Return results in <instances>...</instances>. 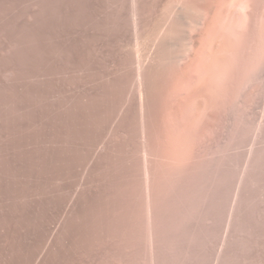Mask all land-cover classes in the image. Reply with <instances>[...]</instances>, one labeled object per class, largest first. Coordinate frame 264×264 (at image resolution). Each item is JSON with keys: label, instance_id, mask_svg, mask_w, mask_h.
Masks as SVG:
<instances>
[{"label": "rangeland", "instance_id": "374dc122", "mask_svg": "<svg viewBox=\"0 0 264 264\" xmlns=\"http://www.w3.org/2000/svg\"><path fill=\"white\" fill-rule=\"evenodd\" d=\"M263 4L0 0V264H264Z\"/></svg>", "mask_w": 264, "mask_h": 264}, {"label": "bare ground", "instance_id": "6f19581e", "mask_svg": "<svg viewBox=\"0 0 264 264\" xmlns=\"http://www.w3.org/2000/svg\"><path fill=\"white\" fill-rule=\"evenodd\" d=\"M263 5H264V4H263ZM214 6H215V4H214ZM215 8H216V7H215ZM215 8H214V9H215ZM263 8H264V7H263ZM219 9H220V8H219ZM208 10H209V9H208ZM215 10H216V9H215ZM216 11H218V10H216ZM262 11H263V10H262ZM210 12H211V11H210ZM210 12H209V13H210ZM213 12H214V11H213ZM258 13H259V12H258ZM263 13H264V11H263ZM210 15H211V14H210ZM259 15H260V14H259ZM262 15H263V14H262ZM231 16H233V15H231ZM231 16H230V17H231ZM261 17L264 18V16H261ZM261 17H260V18H261ZM234 18H237V17H234ZM258 18H259V16H258ZM211 19H212V18H211ZM226 19H227V18H226ZM231 19L233 20V18H231ZM231 19L229 18V20H231ZM236 20H238V19H236ZM257 20H258V19H257ZM262 20H263V21H262L261 23L263 24V25H262L263 28H262V26H261L260 31L257 30L258 33H259V32H260V33L258 34V35H259V36H258V39H257L256 41L254 40V41L256 42V44H255V48H256V49H255V52L259 53V55H261V54H260V51H261V50H259V49H262L261 46H262V43L264 42V19H262ZM211 21H212V20H211ZM223 21H224V20H223ZM215 22H216V21H215ZM221 22H222V21H221ZM225 22H226V20H225ZM248 22H249V21H248ZM229 23H230V22H229ZM232 23H233V25H231V26H234L235 23H234V22H232ZM232 23H231V24H232ZM259 23H260V21H259ZM211 24H212V23L209 22V23L207 24V27L204 26V27H205L204 29H205V30H208V29L211 27ZM219 24H220V23H219ZM222 24H223V23H222ZM256 24H258V22H257ZM216 25H218V24H216ZM226 25H227V23L225 24V26H226ZM228 25H229V24H228ZM236 25H237V24H236ZM214 26H215V24H214ZM214 26H213V27H214ZM256 26H257V25H256ZM258 26H259V25H258ZM217 27H218V26H217ZM217 27H216V31H217ZM241 27H242V26H241ZM250 27H251V26H250ZM253 27H254V26H253ZM206 28H207V29H206ZM219 28H220V27H219ZM219 28H218V29H219ZM226 28H227V27H226ZM230 28H231V27H230ZM234 28H235V27H234ZM258 28H259V27H258ZM204 29H203V30H204ZM211 29H213V28L211 27ZM214 29H215V28H214ZM236 29H237V28H236ZM224 30L226 31L225 28H224ZM227 30H229V26H228V29H227ZM230 30H231V29H230ZM230 30H229V33H227V34H229V36H230V34H231ZM232 30H233V29H232ZM232 30H231V31H232ZM234 30H235V29H234ZM234 30H233L232 32H234ZM245 30H247V29H245ZM249 30H250V28H249ZM255 30H256V29H255ZM255 30H254V32H257V31H255ZM208 31H209V30H208ZM208 31H206V33H207ZM211 31H212V30H211ZM218 31H219V30H218ZM218 31H217V32H218ZM225 31H224V32H225ZM204 32H205V31H204ZM224 32H223V33H224ZM245 32H246V31H245ZM247 32H248V31H247ZM249 32H250V31H249ZM249 32H248V33H249ZM252 32H253V31H252ZM208 33H209V32H208ZM214 33L216 34V32H214ZM240 33H241V32H240ZM202 34H203V33H202ZM204 34H205V33H204ZM232 34H233V33H232ZM232 34H231V35H232ZM253 34H254V33H253ZM256 34H257V33H256ZM207 35H208V34H207ZM212 35H213V34H212ZM217 35H218V34H217ZM219 35H220V34H219ZM225 35H226V33H225ZM208 36H211V35H208ZM232 36H233V35H232ZM239 36H240V34H239ZM241 36H242V35H241ZM244 36H245V34H244ZM244 36H242V37H244ZM204 37H205V36H204ZM211 37H212V36H211ZM211 37H210V38H211ZM220 37L222 38L223 36L221 35ZM230 37H231V36H230ZM242 37H241V38H242ZM202 38H203V36H202ZM239 38H240V37H239ZM256 38H257V37H256ZM256 38H255V39H256ZM216 39H217V38H216ZM228 39H229V38H227V37H223V39H222V41H220V43H219V42L217 43V40H216V42H215L213 45H214V47L218 50V52L215 53V54H212L211 51L209 50L210 53H209V52H205V53H203V57H204L203 60H202V58H201V55H202V54H200L199 52H198V53H199L200 55H199L197 52H196L195 54H193L192 57H191V60H190L189 63L187 64V69H186V70H188V72H187L188 74H187V75H184V76L181 75V77L179 76V77H180L179 83L184 84V86H185V85H188L187 83H190V82H189V81H190L189 79L191 78V76H195V77H197V78L199 77V78H198L199 80H200V78H201V79H204V80L207 81V83H205V84L202 83L203 85H202V84H201V85H198V84H199V83H198L197 86H196L195 84H192V81H191V84H192V85H195V88H194L193 90H194V91H197V92H202V93H204L205 95L207 94V95L209 96V98H212V97L214 98L215 94H214L213 92H214L216 89L213 91V89H214L213 87H214V86L212 87V85H215L216 82L218 83L219 80L223 81L222 79H223L224 76H226V77H225V78H226V79H225L226 81L224 80L225 82H229V81H230V80L227 79V77L230 76V75H229V74H228V75L226 74L227 72H229V71H228L229 67H228V65H227V67H228V68H226L227 70L224 68V67H225V66L223 65L224 61H225L226 64H228L226 61H228L229 64H230V63L233 64L232 61L235 59L236 55H238L237 53H236V55H235V52H234V55H235V56L233 55L234 59L230 60V61H231V62H230L229 60L226 59V57L224 58V55L221 54V53H222L221 51L225 49V48H224V47H225L224 42H225V40H228ZM242 39H243V38H242ZM244 39H245V38H244ZM203 40H204V39H203ZM203 40L201 41L202 43H203ZM245 40H246V39H245ZM250 40H252V39H250ZM250 40H249V42H250ZM195 42H196V41H195ZM212 42H214V40H213ZM212 42L209 43V44L212 45ZM233 42H234V41H233ZM240 42H241V41H240ZM245 42H246V41H245ZM242 43H243V42H242ZM247 43H248V41H247ZM200 44H201V43H200ZM203 44H204V43H203ZM209 44H208V45H209ZM263 44H264V43H263ZM234 45H235V44H234ZM234 45H230V46L233 47ZM237 45H238V44H237ZM245 45H246V44H245ZM248 45H249V44H248ZM206 46H207V45H206ZM199 47H200V46H199ZM202 47H203V46H202ZM214 47H213V48H214ZM238 47H239V46H238ZM246 47H248V46L246 45ZM253 47H254V46H253ZM195 48H196V47H195ZM204 48H205V47H204ZM239 48H240V47H239ZM198 49H199V48H198ZM198 49H197V50H198ZM227 49H228V48H226V50H227ZM236 49H237V48H236ZM251 49H252V48H251ZM197 50H196V51H197ZM203 50H204V49H203ZM239 50H240V49H239ZM246 50H247V49H246ZM249 50H250V49H249ZM230 51H231V50H230ZM233 51H234V50H233ZM233 51H231V53H232ZM235 51H236V50H235ZM219 52H220V53H219ZM236 52H237V51H236ZM242 52H243V51H242ZM251 52H252V51H251ZM226 53H227V51H226ZM245 53H246V52H245ZM257 53H255L254 55H257ZM261 53H262V52H261ZM254 55H253V56H254ZM222 56H223V57H222ZM246 56H247V55H246ZM246 56H245V57H246ZM253 56H252V57H253ZM230 57H231V56H230ZM240 57H242V55H241ZM245 57H244V58H245ZM254 57H255V56H254ZM254 57H253V58H254ZM231 58H232V57H231ZM244 58H241V59H244ZM256 58L259 59V56L256 57ZM260 58H261V56H260ZM204 59H205V60H204ZM228 59H229V58H228ZM241 59H240V60H241ZM244 60H245V59H244ZM255 60H257V59H255ZM255 60H254V61H255ZM203 61H205V62H203ZM235 61H236V60H235ZM249 61H250V60H249ZM251 61H252V60H251ZM241 62H242V61H241ZM245 62H246V61H245ZM255 62H256V61H255ZM255 62H254V63H255ZM257 62H258V61H257ZM239 63H240V62H239ZM243 63H244V61H243ZM247 63H248V62H247ZM236 64H238V63H236ZM248 64H249V63H248ZM251 64H252V67H253V63H252V62H251ZM257 64H258V63H257ZM240 65H241V64H240ZM240 65H239V66H240ZM254 65L256 66V64H254ZM223 66H224V67H223ZM233 66H234V65H233ZM239 66H238V67H239ZM241 66H242V65H241ZM241 66H240V67H241ZM244 66H245V65H244ZM248 66H250V65H248ZM230 67H231V66H230ZM245 67H246V66H245ZM245 67H244V68H245ZM252 67H251V68H252ZM247 68H248V67H247ZM249 68H250V67H249ZM234 69H235V68H234ZM237 69H238V68H237ZM231 70H232V69H231ZM235 70H236V69H235ZM243 71H244V70H243ZM247 71H248V70H247ZM247 71H246V73H247ZM237 72H238V71H237ZM237 72H235V73H237ZM185 73H186V71H185ZM185 73H184V74H185ZM235 73H234V74H235ZM240 73H241V72H240ZM230 74H231V73H230ZM244 74H245V72H244ZM247 75H248V74H247ZM241 76H242V75H241ZM237 77H238V76H237ZM137 78H138V77H137ZM197 78L195 79L196 81L198 80ZM231 78H232V77H231ZM240 78H241V77H240ZM243 78H244V76H243ZM243 78H241L240 81H237V80H236V81H237L238 83L240 82V84H242V79H243ZM248 78H249V76H248ZM229 79H230V77H229ZM235 79H236V78H235ZM238 79H239V78H238ZM244 80H245V78H244ZM193 81H194V80H193ZM206 81H205V82H206ZM221 81H220V82H221ZM224 81H223V82H224ZM203 82H204V81H203ZM211 82H213V83L211 84ZM220 82H219V83H220ZM223 82H221V84H220L219 86H221ZM246 82H249V81L247 80ZM193 83H194V82H193ZM208 83H210V84H208ZM238 83H234V84L236 85V84H238ZM224 84H225V83H224ZM246 84H247V83H245V85H246ZM177 85H179V84H177ZM192 85H190V87H193ZM225 85H230V82L227 83V84H225ZM171 86H172V85H171ZM173 86H175V85H173ZM179 86H180V85H179ZM179 86H178V87H179ZM223 86H224V85H223ZM242 86H243V85H242ZM178 87H177V88H178ZM180 87H181V86H180ZM186 87H187V86H186ZM186 87H182V88L188 89V88H186ZM228 87H230V86H228ZM243 87H244V86H243ZM170 88L172 89V87H170ZM173 88H174V87H173ZM175 88H176V87H175ZM177 88H176V89H177ZM212 88H213V89H212ZM217 88H218V87H217ZM224 88H225V86H224ZM231 88H232V87H231ZM233 88H234V86H233ZM236 88H237V87H236ZM238 88H239V86H238ZM238 88H237L238 91L241 90V89H240L241 87H240L239 89H238ZM180 89H181V88H180ZM180 89H179V90H180ZM185 89H183V90H185ZM189 89H190V88H189ZM189 89H188V91L192 90V89H190V90H189ZM234 89H235V88H234ZM242 89H243V88H242ZM248 89H249V88H248ZM173 90H174V89H173ZM183 90H182V91H183ZM227 90H228V89H227ZM229 90L232 91V89H229ZM170 91H171V90H170ZM182 91H181V92H182ZM185 91H186V90H185ZM185 91H183V92H185ZM188 91H187V92H188ZM217 91L219 92L218 89H217ZM231 91H230V92H231ZM232 92L235 94L236 89H235V92H234V91H232ZM176 93H177V91H176ZM185 93H186V92H185ZM185 93H184V94H185ZM191 93H192V92H191ZM215 93L217 94L216 91H215ZM179 94H180V93H179ZM188 94H189V93H188ZM192 94H193V93H192ZM200 94H201V93H200ZM218 94H219V93H218ZM218 94H217V95H218ZM223 94H224V93H222V95H223ZM230 94L232 95V93H230ZM181 95H182V94H181ZM196 95H197V94H196ZM207 95H206V96H207ZM213 95H214V96H213ZM217 95H216V96H217ZM236 95H237V92H236ZM186 96H187V95H186ZM190 96H192V95H190ZM200 96H201V95H200ZM203 96H204V95H203ZM223 96H224V95H223ZM223 96H222V97H223ZM225 96H226V94H225ZM178 97H179V96H178ZM187 97H188V96H187ZM194 97H195V96H194ZM196 97H197V96H196ZM196 97H195V99H196ZM219 97H220V96L218 95V98H219ZM198 98H199V97H198ZM215 98H216V97H215ZM215 98H214V99H215ZM230 98H232V96L229 97V99H230ZM181 99H182V98H181ZM183 99H184V98H183ZM188 99H189V98H188ZM202 99H203V98H202ZM216 99H217V98H216ZM233 99H234V98H233ZM196 100H197V99H196ZM203 100H205V99H203ZM179 101H182V100H179ZM188 101H189V100H188ZM198 101H199V100H198ZM206 101H207V100H205L204 102H206ZM222 101H223V100H222ZM230 101H231V100H230ZM230 101H229V102L227 101V102L230 103ZM173 102H174V101H173ZM186 102H187V101H186ZM186 102H185V103H186ZM194 102H196V101L194 100ZM194 102H193V103H194ZM202 102H203V101H202ZM204 102H203V103H204ZM214 102L216 103L217 100L214 101ZM198 103H199V102H198ZM223 103H224V102H223ZM177 104H178V103H177ZM180 104H182V102H179L178 105H180ZM186 104H187V103H186ZM188 104H189V103H188ZM225 104H227V103H225ZM178 105H177V106L174 105V108H173V109H169V113H170V110H172V111H173V112H172V115H174V114L176 115V114H177V110H178ZM182 105H183V104H182ZM189 105H190V104H189ZM204 105H205V104H204ZM204 105H203V106H204ZM175 106H176V107H175ZM185 106H186V105H185ZM205 106H206V105H205ZM214 106H215V105H214ZM216 106H217V105H216ZM168 107L170 108V104H169ZM191 107H193V106H191ZM194 107H195V106H194ZM199 107H200V106H199ZM199 107H197V109H198ZM224 107H226V106L224 105ZM171 108H172V107H171ZM176 108H177V109H176ZM180 108H182V107H180ZM167 109H168V108H167ZM213 109H214V108H213ZM219 109H220V108H219ZM182 110H183V109L178 110V111L182 112ZM186 110H187V107H186ZM209 110H210V109H209ZM209 110H208V111H209ZM184 111H185V110H184ZM203 111H204V110H203ZM205 111H206V110H205ZM167 112H168V111H167ZM185 112H186V111H185ZM189 112H190V111H189ZM206 112H207V111H206ZM165 113H166V112H165ZM169 113H168V114H169ZM199 113H200V112H199ZM161 114H162V113H161ZM182 114H184V113H182ZM193 114H194V113H193ZM202 114H205V113H202ZM169 115L172 116L171 113H170ZM184 115H185V114H184ZM188 115H189V114H188ZM200 115H201V114H200ZM206 115H207V114H206ZM160 116H162V115H160ZM176 116H177V115H176ZM176 116H175V117H176ZM192 116H193V115H192ZM196 116H197V115H196ZM203 116H204V115H203ZM203 116H202L201 118H203ZM165 117H166V116H165ZM167 117H168V116H167ZM172 117H174V116H172ZM175 117H174V118H175ZM186 117H187V116H186ZM161 118H163V117H161ZM170 118H171V117H170ZM182 118H183V117H182ZM190 118H191V117H190ZM194 118H195V117H194ZM207 118H208V117H207ZM207 118H206V119H207ZM171 119H173V118H171ZM178 119H179V118H178ZM197 119H199V116L197 117ZM158 120H159V119H158ZM161 120H162V119H161ZM184 120H185V119H184ZM190 120H191V119H190ZM194 120H195V119H194ZM194 120H193V121H194ZM199 120H200V119H199ZM201 120H203V119H201ZM204 120H205V118H204ZM204 120H203V121H204ZM208 120H209V118H208ZM167 121H169V120H167ZM171 121H172V120H171ZM171 121L166 122V120H165V122H166L168 128H169V123H170ZM196 121H197V120H196ZM205 121H206V120H205ZM212 121H213V120H212ZM174 122H175V121H174ZM178 122H179V121H178ZM178 122H177V123H178ZM188 122H189V120H188ZM201 122H202V121H201ZM208 122H209V121H208ZM162 123H164V120H163ZM175 123H176V122H175ZM175 123L172 122V125L175 124ZM182 123H183V126L186 124V123L184 124V122H182ZM189 123H190V122H189ZM192 123H193V122H192ZM192 123H191V124H192ZM202 123H203V122H202ZM166 124H165V125H166ZM179 124H180V123H179ZM199 124H200V122H199ZM161 125H162V124H161ZM192 125H193V124H192ZM188 126H189V125H188ZM197 126H198V125H197ZM181 127H182V126H181ZM181 127H180V129H181ZM202 127H203V126H202ZM163 128H164V127H163ZM173 128H174V127H173ZM175 128H176V127H175ZM175 128H174V129H175ZM194 128H196V127H194ZM199 128H200V127H199ZM143 129H144V127H143ZM180 129L178 130L179 132H177V134H175V133L172 132V131H171V132H172V134H175V136L177 137V139H178L179 141L182 140V141L186 142V136H187V135L185 134L186 132H184L183 130L181 131ZM185 129H186V127H185ZM191 129H192V128H191ZM175 130H176V129H175ZM194 130H195V129H194ZM197 130H198V128H197ZM176 131H177V130H176ZM202 131H203V130H202ZM208 131H210V130L208 129ZM147 132H148V131H147ZM193 132H194V131H193ZM198 132H199V131H198ZM148 133H149V132H148ZM150 133H151V131H150ZM188 133H189V132H188ZM190 134H191V133H190ZM145 135H146V134H145ZM170 135H171V134H170ZM194 135H195V134H194ZM204 136H205V135H204ZM208 136H209V135H208ZM208 136H207V137H208ZM146 137H147V136H146ZM149 137H150V136H149ZM149 137H148V139H149ZM161 137H162V136H161ZM162 138H163V137H162ZM145 139H146V138H145ZM164 139H165V138H164ZM175 140H176V139H175ZM192 140H193V139H192ZM164 141H165V140H164ZM150 142H151V141H150ZM166 142L169 143V141H165V143L163 142V143L160 144V145L164 146L163 144H166ZM177 142H178V141H177ZM188 142H189V141H188ZM144 143H145V142H144ZM168 143H167V144H168ZM190 143H191V142H190ZM179 144H180V143H179ZM187 144H188V143H187ZM191 144H192V143H191ZM146 145H147V144H146ZM146 145H145V146H146ZM150 145H151V144H150ZM173 145H176V144H173ZM173 145H172V146H173ZM155 146H156V145H155ZM165 146H166V145H165ZM167 146H168V145H167ZM146 147H147V146H146ZM151 147H152V146H151ZM169 147H170V146H169ZM178 147H179V146H178ZM178 147H177V148H178ZM143 148H144V147H143ZM152 148H153V147H152ZM152 148H151V149H152ZM158 148H159V147H158ZM158 148H157V149H158ZM160 148H161V147H160ZM167 148H168V147H167ZM172 148H173V147H172ZM188 148H189V147H188ZM163 149H164V148H163ZM169 149H170V148H169ZM178 149H179V148H178ZM178 149H177V150H178ZM183 149H184V148H183ZM170 150H171V149H170ZM172 150H173V149H172ZM158 151H159V149H158ZM161 151H162V150H161ZM164 151H165V150H164ZM164 151H163V152H164ZM173 151H174V150H173ZM175 151H176V150H175ZM175 151L173 152V156H174ZM185 151H186V150H185ZM198 151H199V150H198ZM147 152H149L148 149H147ZM156 152H157V151H156ZM165 152H166V156H168V155H167V154H168L167 151H165ZM170 153H172V151H170ZM176 153H177V152H176ZM180 153H181V151H180ZM185 153H186V152H185ZM197 153H198V152H197ZM144 154H145V153H144ZM151 154H152V153H151ZM160 154H161V153H160ZM178 154H179V153H178ZM182 154H183V153H182ZM157 155H158V154H157ZM162 155H163V154H162ZM170 155H172V154H170ZM170 155H169V156H170ZM183 155H184V154H183ZM146 156H147V154H146ZM164 156H165V155H164ZM199 156H200V155H199ZM157 157H158V156H157ZM181 157H182V156H181ZM147 158H149V157H147ZM170 158H171V156H170ZM172 158H175V156L172 157ZM179 158H180V157H179ZM161 159H162V158H161ZM163 159H164V158H163ZM176 159H177V158H175V160H176ZM180 160H181V159H180ZM170 161H171V160H170ZM161 162H162V161H161ZM166 162H167V161H166ZM175 162H176V161H175ZM162 163H163V162H162ZM172 163H173V162H172ZM144 164H145V163H144ZM166 165H168V164H166ZM169 165H170V164H169ZM144 166H145V165H144ZM170 167H171V166H170ZM146 170H147V169H146ZM149 174H150V173H149ZM147 189H148V188H147ZM149 192H150V191H149Z\"/></svg>", "mask_w": 264, "mask_h": 264}]
</instances>
